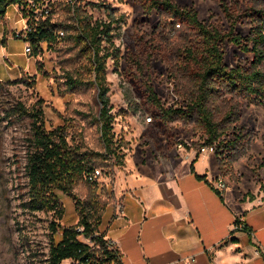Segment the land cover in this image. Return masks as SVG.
Returning <instances> with one entry per match:
<instances>
[{"label": "rangeland", "instance_id": "1", "mask_svg": "<svg viewBox=\"0 0 264 264\" xmlns=\"http://www.w3.org/2000/svg\"><path fill=\"white\" fill-rule=\"evenodd\" d=\"M72 1L94 22H112L120 61L117 65L113 58L108 60L106 77L114 117L113 133L116 142L122 144L124 165H116L113 158L100 167L98 186L79 182L74 189L77 201L56 192L65 216L54 233L52 213L35 212L27 207L32 120L14 110L19 104L27 109L42 105L48 130L62 127L70 145L79 146L84 152H105L98 122L101 105L98 90L92 85L89 56L73 37L76 25L73 12L68 9ZM154 1L157 0H50L28 15L11 6L0 21V264H47L52 241H60L63 228L78 224L84 209L93 208L91 201L107 207L112 203L114 176L126 167L128 160L169 161L181 148L201 154L207 136L199 117L182 119L179 115L171 121H159L155 117L157 109L148 99L147 86H152L162 106L186 109L197 87L192 77L180 72L177 60L179 48L189 43L183 33L186 25L176 35L170 34L172 17L165 10L154 8ZM169 1L177 9L194 10L200 22L223 36L233 34L243 39L249 51L227 40L222 43L224 64L229 70L252 69L256 45L247 40L255 30H263L264 36V0ZM38 26L52 29L55 42L36 46L28 42L27 33ZM63 26L68 27V33ZM258 49L263 62L257 70L264 74V44ZM132 57L141 64V69L136 71ZM130 71L136 74L135 83ZM214 88L210 110L220 140L214 143L218 153L213 159H217L226 182L239 183L250 190L261 186L262 191L264 106L226 82H216ZM231 111L233 115L227 119ZM149 117L152 122H147ZM239 134L250 140L249 150L246 156L235 160L237 151L220 141H234ZM101 225L103 230V220Z\"/></svg>", "mask_w": 264, "mask_h": 264}, {"label": "trees", "instance_id": "2", "mask_svg": "<svg viewBox=\"0 0 264 264\" xmlns=\"http://www.w3.org/2000/svg\"><path fill=\"white\" fill-rule=\"evenodd\" d=\"M50 0H0V21L3 20L11 6L23 9L28 15L34 14ZM154 8L165 10L172 17L171 33H178L182 25H186V37L189 43L184 44L177 52L179 70L192 77L197 87L190 96L186 109H167L161 105L160 100L152 86H147L148 99L156 107L155 117L159 121H171L175 116L182 119L197 115L202 121L204 134L207 136L206 145H212L220 140L219 128L213 121V113L210 110V99L215 93L216 82H226L230 87L238 89L240 93L246 92L250 98L264 106V74L257 70L263 62V54L258 49L263 45V30L253 31L254 35L248 38V42L254 46L255 62L252 71L245 68L229 70L224 64V54L221 45L227 40L243 51H249L243 43V39L228 34L223 36L217 30L205 26L198 20V13L194 10L177 9L169 0H157ZM72 13V20L76 26L74 40L84 46V52L88 53L90 61V73L93 75L92 85L98 90V99L101 105L98 122L100 124L101 140L104 153L84 152L79 146L70 145L66 132L62 127L48 130L45 124L42 105L27 109L19 104L14 112L17 115L28 116L32 120L31 148L27 158L28 195L27 207L35 212L52 213L55 222L52 223L54 233L59 227L58 222L65 216V208L62 207L56 192H61L69 197L77 198L74 189L81 181L98 186V182L91 183L87 177L100 167L103 168L113 158L116 165H124V154L121 152L122 144L116 142L113 133L112 107L110 106V88L107 82V62L113 58L118 65L120 61L119 50L114 46L112 22L93 21L86 12H80L73 4H68ZM62 29V26H61ZM68 33V27L63 26ZM27 41L32 45L40 43L52 44L56 37L52 29L46 26H38L29 30ZM196 40V41H195ZM195 41V42H194ZM133 65L141 69V64L132 57ZM133 66L132 69H135ZM136 74L130 71L129 76L133 83L136 82ZM77 84V82H75ZM0 85L2 82L0 81ZM233 111L227 114L231 118ZM238 119L234 122L237 123ZM225 136V135H224ZM223 137V136H222ZM249 139L246 135L239 134L234 141L221 140L225 147H233L236 152L235 160L246 156L249 148ZM247 146V147H246ZM194 172V170L192 169ZM206 181V177L197 176ZM79 203V202H77ZM91 210L84 209L83 217L73 227L63 228L59 242L51 243L47 264H122L118 254L108 249L106 238L101 234L99 227L106 211V204L91 201ZM93 219V220H92ZM82 229L81 232L78 230Z\"/></svg>", "mask_w": 264, "mask_h": 264}, {"label": "crops", "instance_id": "3", "mask_svg": "<svg viewBox=\"0 0 264 264\" xmlns=\"http://www.w3.org/2000/svg\"><path fill=\"white\" fill-rule=\"evenodd\" d=\"M213 158L181 148L169 161L128 160L116 172L99 231L122 264H264V184L250 190L227 180L218 192ZM237 220L246 232L235 230Z\"/></svg>", "mask_w": 264, "mask_h": 264}, {"label": "built area", "instance_id": "4", "mask_svg": "<svg viewBox=\"0 0 264 264\" xmlns=\"http://www.w3.org/2000/svg\"><path fill=\"white\" fill-rule=\"evenodd\" d=\"M147 122H152V117L147 118ZM179 147H181V145H179ZM217 153H218V149H217V145L216 144H212V145H206L205 144L201 148V154L202 155L215 156ZM100 176H101V171L99 169H97L94 173L90 174L87 177V179H88L89 182L94 183V182H98ZM213 184H214L215 189L218 192H225L227 190V188H228L227 182L222 176L217 177L213 181ZM119 208L122 209V205H120ZM235 230L241 231V232H246L247 228L241 221L237 220L236 223H235ZM78 231L81 232L82 229H79ZM106 246L108 247L109 250H111V251L115 252L116 254H118V251L116 249V244L114 242H112L110 240H106Z\"/></svg>", "mask_w": 264, "mask_h": 264}]
</instances>
